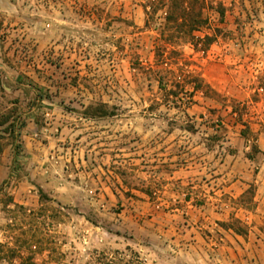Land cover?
Here are the masks:
<instances>
[{"label": "rangeland", "instance_id": "rangeland-1", "mask_svg": "<svg viewBox=\"0 0 264 264\" xmlns=\"http://www.w3.org/2000/svg\"><path fill=\"white\" fill-rule=\"evenodd\" d=\"M57 13L77 37H47ZM263 68L264 0H4L0 264H185L174 225L219 167L199 158L251 143ZM33 116L39 158L25 149Z\"/></svg>", "mask_w": 264, "mask_h": 264}, {"label": "crops", "instance_id": "crops-1", "mask_svg": "<svg viewBox=\"0 0 264 264\" xmlns=\"http://www.w3.org/2000/svg\"><path fill=\"white\" fill-rule=\"evenodd\" d=\"M3 1L0 0V6ZM70 22L74 20L57 13L55 19L45 20V25L50 27H47L44 32L48 37L49 32H53L52 28H55L54 34L57 38L77 37L78 30H69L67 24ZM64 45V42L60 45L62 53L66 52ZM204 76L209 83L217 84V73L215 75L207 71ZM261 82L262 89L252 90L255 107L258 110L251 117L254 120L250 122L251 138L246 139L251 143L248 144L244 141L245 139L242 140L238 143L237 152L233 155L228 153L223 157L219 154L213 158L210 156L199 158L201 163L207 164L212 161L213 164L219 165L218 172H220L206 179L202 178L204 182L194 186L196 190L191 192L193 198L204 196L203 198L207 199L201 205L189 204L190 200L187 212L191 213V219L187 224L176 222L174 225L175 237L171 239L170 245L174 248L176 253L174 259L177 262L183 260L188 264L264 263V68ZM46 115L49 118H55L53 122L55 126L61 124L63 130L68 128L65 123L68 122L65 118H69L67 113L54 110L47 111ZM35 119V116L29 118L32 121L29 122V126L34 128L35 132L34 134L26 133L24 136L25 149L28 154L39 158L45 152L41 139L43 128ZM252 146V156L249 157L246 153ZM229 160L230 165L227 167L231 166V173L224 174L220 168L223 170ZM235 220L245 226L246 234L237 232L233 223ZM203 227L218 231L220 234L213 235L211 239L204 238ZM183 230L187 232L184 234ZM181 240L184 242L181 243ZM214 244L216 247L212 249ZM188 246H190L189 250ZM211 256L213 260L209 262Z\"/></svg>", "mask_w": 264, "mask_h": 264}, {"label": "trees", "instance_id": "trees-1", "mask_svg": "<svg viewBox=\"0 0 264 264\" xmlns=\"http://www.w3.org/2000/svg\"><path fill=\"white\" fill-rule=\"evenodd\" d=\"M196 2L197 1H195V4L198 3V2L197 3ZM201 18H202V13L201 12L195 13V14L193 13L192 18L190 19L191 27L192 28L200 27L201 24H203V20ZM238 230H241V229L238 228Z\"/></svg>", "mask_w": 264, "mask_h": 264}]
</instances>
